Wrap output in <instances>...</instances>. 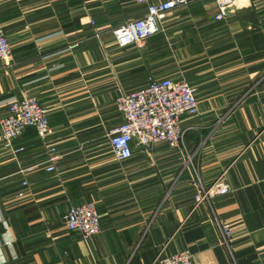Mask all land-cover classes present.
Masks as SVG:
<instances>
[{"label": "crops", "instance_id": "1", "mask_svg": "<svg viewBox=\"0 0 264 264\" xmlns=\"http://www.w3.org/2000/svg\"><path fill=\"white\" fill-rule=\"evenodd\" d=\"M162 1L0 0L13 54L12 67L0 60V118L36 97L60 155L48 171L35 128L13 141L19 154L0 137V264H155L182 250L196 264H264V0L223 20L216 0H189L143 44L115 43V28ZM150 76L188 81L199 112L182 117L179 148L135 145L120 161L107 136L123 122L117 98ZM221 174L232 190L197 203ZM86 202L100 215L90 240L62 222Z\"/></svg>", "mask_w": 264, "mask_h": 264}, {"label": "built area", "instance_id": "2", "mask_svg": "<svg viewBox=\"0 0 264 264\" xmlns=\"http://www.w3.org/2000/svg\"><path fill=\"white\" fill-rule=\"evenodd\" d=\"M240 1L216 0L219 8L216 19L223 20ZM188 2L189 0H166L150 4L144 17L128 21L113 30L115 43L119 47L143 44L150 36L161 31V22L169 12ZM100 36V32L95 35L99 39ZM0 60L5 67H12V49L1 19ZM116 103L123 122L112 128L107 136L114 155L120 161L133 157L135 145L146 153L159 142H166L171 148H179L184 138L182 117L194 116L199 112L195 87L185 79H159L150 76L145 86L121 93ZM27 128H35L42 144L47 146L50 153L47 170L54 171L60 155L54 146L48 147V139L52 133L48 110L36 97L24 95L13 99L9 103L8 114L0 118V137L3 146L14 154L23 152L25 148L15 146L13 141ZM23 185L27 186L28 182L24 181ZM231 190V185L221 174L210 186L201 187L196 195V202H210L214 196L227 194ZM24 194L25 192L21 191L18 195L23 197ZM62 222L68 230L82 234L85 240H90L101 230L100 215L94 202L71 206L63 214ZM220 228L224 242L228 244L232 237L231 228L226 223L221 224ZM155 264L196 263L191 251L182 250L158 257Z\"/></svg>", "mask_w": 264, "mask_h": 264}]
</instances>
